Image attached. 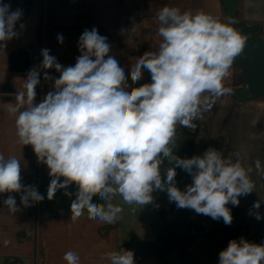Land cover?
Listing matches in <instances>:
<instances>
[{
	"label": "clouds",
	"instance_id": "9594fccd",
	"mask_svg": "<svg viewBox=\"0 0 264 264\" xmlns=\"http://www.w3.org/2000/svg\"><path fill=\"white\" fill-rule=\"evenodd\" d=\"M22 15L21 9L13 11L10 4L0 2V49L18 36L15 29ZM156 18L161 41L131 65L132 85L125 68L110 55L107 37L96 28L85 29L75 64L61 65L43 49L39 69L27 73L24 90L16 93V103L9 109L15 115L17 142L31 145L38 162L49 170L47 199L61 190L71 197L67 190L76 186L70 204L73 222L86 211L90 219L114 223L123 212L121 204L113 203L116 197L129 206H144L159 190L166 191L177 208L222 218L230 225L233 217L227 205L238 206L241 196L254 192L253 167L245 166L240 153L225 155L210 146L201 155L181 158L174 150L177 126L195 128V121L231 93L224 81L246 37L233 27L231 18L222 21L203 10L164 6ZM57 40L62 44L63 35ZM40 69L44 80L53 81V90L37 102ZM51 69L58 78L49 75ZM145 70L150 82L133 86ZM165 161L169 166L162 173ZM254 167L264 173L259 159ZM177 168L191 177L184 190L176 185ZM3 193L10 194L4 203L12 212L17 202L11 193L20 195L24 207L44 199L35 186L22 183L20 161L0 154ZM262 203L253 204L257 220L262 218L258 211ZM105 258L109 264H136L134 252L123 248L105 253ZM63 260L81 264L74 251H67ZM218 264H264V244L232 239L219 252Z\"/></svg>",
	"mask_w": 264,
	"mask_h": 264
},
{
	"label": "crops",
	"instance_id": "0c3cea01",
	"mask_svg": "<svg viewBox=\"0 0 264 264\" xmlns=\"http://www.w3.org/2000/svg\"><path fill=\"white\" fill-rule=\"evenodd\" d=\"M11 5V10L21 9L22 17L16 25L18 36L0 49V154L5 158L15 157L21 163L22 183L35 186L41 193V180L48 176L47 166L38 162L32 149L17 142L15 115L9 111L16 103L15 95L24 90L27 73L39 69L41 52L49 49L50 55L64 66L74 65L80 55L78 40L81 34L57 40L59 30L96 28L100 35L107 37L114 55L125 68L130 80L131 65L145 51L154 50L161 41L158 35L157 14L164 6L178 7L181 11L203 10L222 21L229 14L221 0H0ZM237 19L261 26L264 39V0H238ZM24 27L21 28L20 25ZM127 30V32H122ZM19 50L29 53V71H16L11 67L12 56ZM36 88V100L53 90V81L43 79ZM49 75L58 78L54 69ZM239 77V79H238ZM150 82L145 70L139 86ZM224 84L231 93L217 100L213 108L195 121V128L177 126L175 154L181 158L201 155L208 147L223 150L225 155L240 153L245 157V166H252L250 174L255 183L254 192L241 196L238 206L231 204L232 223L226 225L223 219L214 220L209 216L185 209L178 218L175 202H170L166 191L152 193V203L139 205L123 204L120 197L113 203L121 204L123 212L114 223H103L90 219L87 212L75 222L71 221L70 204L75 199V185L69 186L71 197L58 192L46 206L34 202L29 207L20 203L15 196L17 209L12 212L4 203L9 193L0 194V264H66L63 256L67 251L79 254L81 264H109L105 253L122 248L133 250V243L139 240L152 243L154 254L149 259H139L135 252L136 264H160L166 255L187 259L196 255L202 264H218L219 252L232 239L264 244V203L258 210L262 216L257 220L253 204L264 202V173H258L254 161L259 159L264 168V96L238 100L235 91L244 85L241 69L232 65ZM11 90L6 92L4 86ZM176 148V149H175ZM167 161L161 171L168 167ZM176 185L184 190L191 183V177L177 168ZM63 179V178H62ZM98 202V197L93 198ZM8 243L5 244L4 241Z\"/></svg>",
	"mask_w": 264,
	"mask_h": 264
},
{
	"label": "water",
	"instance_id": "95a60500",
	"mask_svg": "<svg viewBox=\"0 0 264 264\" xmlns=\"http://www.w3.org/2000/svg\"><path fill=\"white\" fill-rule=\"evenodd\" d=\"M229 17L234 21L233 27L237 29L243 36L246 37L245 45L233 62V65L240 67L241 80L244 85L235 91V98L238 100H246L248 98L264 96V39L260 35L261 26L257 23H249L245 20L237 19L236 4L238 0H221ZM85 29L79 30H59L57 35L63 37H72L77 34H82ZM11 67L16 71H29L31 62L29 53L26 50H19L12 56ZM4 91L8 92L11 87L5 85ZM32 146L27 145L29 150ZM50 179L43 177L41 180V194L44 199L41 201L42 206H46L47 187ZM27 185H32L28 183ZM59 192V191H58ZM55 194V196L58 194ZM179 216H184L185 209H177ZM133 250L139 259H149L153 256L155 247L152 243H144L136 240L133 243ZM160 264H202L196 255H191L187 259L176 258L172 255L164 256Z\"/></svg>",
	"mask_w": 264,
	"mask_h": 264
},
{
	"label": "rangeland",
	"instance_id": "374dc122",
	"mask_svg": "<svg viewBox=\"0 0 264 264\" xmlns=\"http://www.w3.org/2000/svg\"><path fill=\"white\" fill-rule=\"evenodd\" d=\"M238 79H239V77H238Z\"/></svg>",
	"mask_w": 264,
	"mask_h": 264
}]
</instances>
